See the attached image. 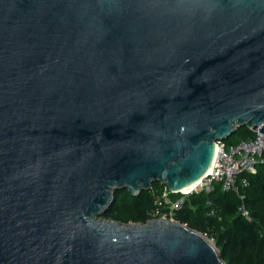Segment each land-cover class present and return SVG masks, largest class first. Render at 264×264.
Returning <instances> with one entry per match:
<instances>
[{
	"label": "water",
	"instance_id": "water-1",
	"mask_svg": "<svg viewBox=\"0 0 264 264\" xmlns=\"http://www.w3.org/2000/svg\"><path fill=\"white\" fill-rule=\"evenodd\" d=\"M264 133V0H0V264H225L166 218L216 141Z\"/></svg>",
	"mask_w": 264,
	"mask_h": 264
},
{
	"label": "trees",
	"instance_id": "trees-1",
	"mask_svg": "<svg viewBox=\"0 0 264 264\" xmlns=\"http://www.w3.org/2000/svg\"><path fill=\"white\" fill-rule=\"evenodd\" d=\"M254 135L240 128L225 143L235 144ZM235 189L223 191L221 184L214 183L209 193L189 194L173 219L212 240L225 264H264V167L258 166L255 173L237 174ZM165 190L162 184L153 183L150 190L137 196L125 189L116 191L113 204L102 217L121 223H145L158 208L156 199ZM169 197L177 199L181 194L170 193ZM242 206L249 219L241 215ZM211 209L213 216L208 214Z\"/></svg>",
	"mask_w": 264,
	"mask_h": 264
},
{
	"label": "built area",
	"instance_id": "built-area-1",
	"mask_svg": "<svg viewBox=\"0 0 264 264\" xmlns=\"http://www.w3.org/2000/svg\"><path fill=\"white\" fill-rule=\"evenodd\" d=\"M258 166L264 167V133L255 132L253 138L235 144L216 141L212 163L204 177L193 188L178 193L181 194V197L177 199L170 198V192L165 190L156 199L158 208L150 214L149 219L166 218L174 220V213L183 205L185 196L200 191L209 193L213 190L214 183L221 184L223 191H236L235 179L237 174L241 172L255 173ZM242 183L246 185L245 181ZM240 210L241 215L249 219L243 206ZM208 214L213 216L214 210H209Z\"/></svg>",
	"mask_w": 264,
	"mask_h": 264
},
{
	"label": "bare ground",
	"instance_id": "bare-ground-1",
	"mask_svg": "<svg viewBox=\"0 0 264 264\" xmlns=\"http://www.w3.org/2000/svg\"><path fill=\"white\" fill-rule=\"evenodd\" d=\"M193 186H194V185H193ZM193 186H189V187L183 189V191H186V190H188V189H190V188H193Z\"/></svg>",
	"mask_w": 264,
	"mask_h": 264
},
{
	"label": "rangeland",
	"instance_id": "rangeland-1",
	"mask_svg": "<svg viewBox=\"0 0 264 264\" xmlns=\"http://www.w3.org/2000/svg\"><path fill=\"white\" fill-rule=\"evenodd\" d=\"M206 237V236H205ZM206 238H208V237H206ZM209 239V238H208ZM210 240V239H209ZM213 243V242H212ZM214 244V243H213Z\"/></svg>",
	"mask_w": 264,
	"mask_h": 264
}]
</instances>
